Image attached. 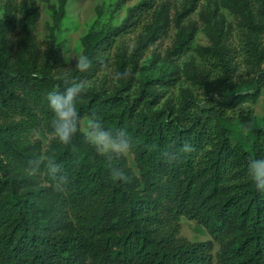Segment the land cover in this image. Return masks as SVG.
I'll list each match as a JSON object with an SVG mask.
<instances>
[{"label": "trees", "instance_id": "1", "mask_svg": "<svg viewBox=\"0 0 264 264\" xmlns=\"http://www.w3.org/2000/svg\"><path fill=\"white\" fill-rule=\"evenodd\" d=\"M56 1L49 5L45 48L36 36V0H7L0 17V264H264V194L247 175L249 159H264V116L257 125L250 108L234 114L264 89V0H138L118 24L96 19L80 38L92 61L85 72L64 62L56 33L66 0ZM136 29L130 50L116 47V86L86 85L76 106L80 121L94 115L105 129L129 134L137 171L126 156L97 155L82 131L68 145L50 138L43 145L34 132L51 137L55 117L46 96L57 85L63 91L62 73L76 81L92 77L117 38ZM171 29L164 54L152 49L150 65L161 62L157 74L137 77L139 60ZM200 29L210 42L197 47L201 63L180 67L176 60L192 49ZM182 75L191 86L173 99L166 90ZM185 141L194 151L179 153ZM46 149L68 178L63 191L43 164L31 171ZM164 151L179 157L169 162ZM110 169L127 180H112ZM181 216L211 239L181 236Z\"/></svg>", "mask_w": 264, "mask_h": 264}, {"label": "rangeland", "instance_id": "2", "mask_svg": "<svg viewBox=\"0 0 264 264\" xmlns=\"http://www.w3.org/2000/svg\"><path fill=\"white\" fill-rule=\"evenodd\" d=\"M7 0H0V17H2L3 10L5 7V3ZM16 3H19L21 0H13ZM117 0H66L65 4V16L61 22L60 31L56 33L57 41H62V52L64 62L69 65L67 62L68 57H74L79 55L82 52V46L80 43V38L88 31L90 25L94 20L97 19L98 24H103L105 26L116 25L121 19L125 16L126 7L134 4L138 0H121V4L119 8L112 12L114 7V3ZM40 16L36 27V36L42 46L45 48L46 43L48 41V26L51 24V10L49 9L50 4H57L56 0H36ZM100 9L101 14L97 16V9ZM221 11L225 14L227 20L235 22L236 18L228 12L226 9H221ZM23 13H19L17 18H20ZM194 18H197L196 15H193ZM138 29L131 31L121 37L117 38L114 48L111 49L106 64L103 65L100 70L96 72L92 77L83 79V82L87 86H97L104 87L105 89L112 90L117 84V72L114 64V53L116 51V47L120 45L126 46L129 50L134 43V38L137 34ZM18 33V29L13 33V36L16 37ZM175 30L171 29L169 34L157 41L153 47L148 50L145 55L139 60L138 67L136 70V76L138 74H157L158 67L161 62L158 61L154 65H150V58L152 56L153 51L157 52L162 56L168 46H170L173 38H174ZM234 43H238V39L235 34H233ZM209 40L207 36L202 32V30H198L195 40L193 43V47L191 50L183 54L180 59L176 60V63L182 67L183 62L194 60L197 64L201 63L200 56L197 52V47L199 46H207L209 45ZM72 61H75L74 59ZM191 86L189 81L185 76L182 75L180 80L172 87L166 90V95L172 97L173 99L178 98L179 89L181 87ZM195 94L199 96L203 104H208L209 100L204 97L201 88L192 86L191 87ZM137 90V82L134 83V87L131 90V93H135ZM251 109V115L255 117V121L257 125L262 123V117L264 116V89L262 90L258 99L254 102H248L240 105L234 110V114H238L240 112H247L248 109ZM88 119L84 118L81 121V129L86 125ZM34 136L40 138L42 140L43 145H45L50 136L43 131L34 132ZM129 165L134 171H137L133 155L130 153L126 156ZM180 222V230L179 234L190 241H205L211 239L208 231L202 225L198 224L194 220H190L181 216L179 219ZM219 248V244L214 242L212 254L215 255Z\"/></svg>", "mask_w": 264, "mask_h": 264}, {"label": "clouds", "instance_id": "3", "mask_svg": "<svg viewBox=\"0 0 264 264\" xmlns=\"http://www.w3.org/2000/svg\"><path fill=\"white\" fill-rule=\"evenodd\" d=\"M73 59L75 60V68L79 72H85L91 67L92 61L82 52L77 56L68 57L67 62L71 64ZM117 76H119V73H117ZM61 79L64 85L63 91L57 85L56 90L49 92L46 96L48 106L55 117L51 125L50 139L68 145L75 134L82 131L86 142L94 147L99 156L111 160L113 157L130 154L133 151L135 142L124 129L107 130L94 115L88 119L86 125L81 129L76 102L86 91V84L83 81L73 80L70 71H64ZM192 151H194V148L187 141L179 149V153H191ZM179 153L164 151L161 156L172 162L178 159ZM42 164L46 168L45 175L52 181V186L57 191H63L69 182L68 178L63 174L61 165L56 162L54 156L47 149L33 162L31 171L36 172ZM110 173V178L114 181L127 180L124 172L119 169H110ZM247 175L254 183L256 190L264 194V159H249Z\"/></svg>", "mask_w": 264, "mask_h": 264}]
</instances>
